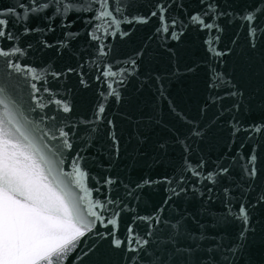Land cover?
I'll return each instance as SVG.
<instances>
[{"label": "water", "instance_id": "water-1", "mask_svg": "<svg viewBox=\"0 0 264 264\" xmlns=\"http://www.w3.org/2000/svg\"><path fill=\"white\" fill-rule=\"evenodd\" d=\"M0 264H264V0H0Z\"/></svg>", "mask_w": 264, "mask_h": 264}]
</instances>
